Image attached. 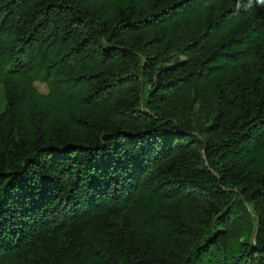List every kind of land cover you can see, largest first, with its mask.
Segmentation results:
<instances>
[{
	"label": "trees",
	"instance_id": "1",
	"mask_svg": "<svg viewBox=\"0 0 264 264\" xmlns=\"http://www.w3.org/2000/svg\"><path fill=\"white\" fill-rule=\"evenodd\" d=\"M0 82V264H264V0H0Z\"/></svg>",
	"mask_w": 264,
	"mask_h": 264
},
{
	"label": "rangeland",
	"instance_id": "2",
	"mask_svg": "<svg viewBox=\"0 0 264 264\" xmlns=\"http://www.w3.org/2000/svg\"><path fill=\"white\" fill-rule=\"evenodd\" d=\"M36 85L38 86V88L43 91V92H47L48 91V86L45 82H41V81H37ZM4 85L0 82V111L4 109L5 107V103H6V97H5V92H4ZM196 110L199 109V105L196 104Z\"/></svg>",
	"mask_w": 264,
	"mask_h": 264
}]
</instances>
